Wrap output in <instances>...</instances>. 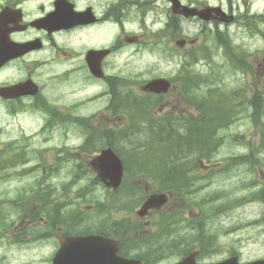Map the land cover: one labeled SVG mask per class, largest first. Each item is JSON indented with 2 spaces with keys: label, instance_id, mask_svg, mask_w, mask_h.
I'll return each mask as SVG.
<instances>
[{
  "label": "flooded vegetation",
  "instance_id": "1",
  "mask_svg": "<svg viewBox=\"0 0 264 264\" xmlns=\"http://www.w3.org/2000/svg\"><path fill=\"white\" fill-rule=\"evenodd\" d=\"M159 1L164 0H0V150L17 155L0 159V249L4 243L9 247L31 244L36 250H46L41 263L51 264L63 236V172L51 173L53 166L61 169L63 165V131L69 133L66 145L104 137L93 143L98 153L115 145L116 129L141 131L146 128L145 118L155 117L158 131L172 133L174 146L184 151L176 150L171 159L157 165L158 177L173 183L172 190L165 191L163 204L142 216L135 211V219L144 225L136 234L149 236L145 232L155 226L152 217L156 216V239L151 233L141 240H124V255L135 251L138 243L141 251L155 259L176 262L193 251L197 264L222 262L231 255L240 261L264 260V255L244 259L237 249L225 257V248L216 251L221 252L216 260L209 259L216 253L211 246L219 237H206L202 229L223 222L234 204L232 199L225 203V188L208 189L218 176L225 175V158L213 163L205 157L193 158L194 153L187 151L196 131L206 134L205 148L219 150L225 145L228 64L238 69L239 85L229 91V97L264 102V12L234 14L230 5L225 8L224 0L218 5L233 14L226 22L225 15L211 11L214 18L206 22L167 14L163 26ZM187 4L194 2L187 0ZM188 22L200 23L199 31L194 37H183L185 44L178 46L175 41L180 31L185 33ZM164 28L169 35L166 42ZM252 38L260 39L257 51ZM165 43L173 55L203 50L207 58L203 73L211 79L216 74L213 69H219V90L203 92L202 84L197 89L194 79L186 84L184 77L192 73L185 63L176 62L174 71L164 68ZM162 77L171 81L167 93L144 89L147 82ZM212 101L219 103V109L211 108ZM248 117L258 124L257 116ZM67 119L79 125L73 127ZM94 154L81 156L78 165L92 164L93 169ZM233 162L236 176L255 189L241 196L242 202H261L264 207V158ZM218 167L223 174L211 177ZM143 175L147 179L144 173L125 170L123 177L135 181ZM7 181L11 185L5 189ZM145 192L138 207L152 193ZM199 193L204 194L197 197ZM170 203L177 206L166 215ZM240 223L241 219L235 225ZM234 228V232L241 230ZM217 232L225 234V228ZM26 236L31 237L28 244ZM232 242L238 247L242 243L240 239ZM11 260L0 253V264H12Z\"/></svg>",
  "mask_w": 264,
  "mask_h": 264
},
{
  "label": "rangeland",
  "instance_id": "2",
  "mask_svg": "<svg viewBox=\"0 0 264 264\" xmlns=\"http://www.w3.org/2000/svg\"><path fill=\"white\" fill-rule=\"evenodd\" d=\"M184 1V0H183ZM211 3L216 2H222L219 0H207ZM231 3L233 6L234 12L237 13H243L245 11L249 12H257L260 9H264V0H225V5L228 6ZM158 5L160 7H163L166 9L167 5L165 2H158ZM163 18L165 19V15L163 14ZM189 30V26H186ZM191 34H194L195 31L191 30ZM193 36V35H192ZM251 41L253 42L252 47L255 48V50L260 49V39L258 38H252ZM167 53L164 54V67H168L171 64H168L169 59H167ZM180 58V57H179ZM177 61L176 58H173L170 60V62ZM206 65H203V62H200L196 65V69L199 68H205ZM226 71V70H225ZM225 82L228 84L230 88L233 87L234 82L231 78L225 77ZM237 105L239 103L237 102ZM237 110H240V107L237 108ZM250 110L248 111H241L240 117L237 121H235L229 129L225 130V145L218 150V152L215 155H212L210 157H205V159H210L213 163L219 161L221 158L231 159L232 157H236L242 153L248 152L250 148H254L255 152L258 150V140L260 135L261 126L255 125L251 123V120L247 117L249 116ZM13 126V125H11ZM116 143V141H115ZM116 145H118L116 143ZM157 147L158 145L154 144L151 149L154 150V153H157ZM251 151V150H250ZM126 155V154H125ZM127 156V155H126ZM186 156H190L189 153L186 154ZM128 157V156H127ZM260 158H264V153L259 156ZM132 157H128V160ZM129 165V173L130 172H136V169L134 170V161L128 162ZM142 168H144L142 166ZM141 168V169H142ZM234 168H228L225 166V175L218 176L211 186L208 187L210 191L225 188L226 191H233L234 189H237V192L235 193L237 199H240L241 196L246 195L247 191L255 190L254 188H249L247 184L244 182H241V180L236 176V172L232 171ZM66 167L63 168V176L66 173ZM145 168V172H146ZM229 172V173H228ZM137 173H141L140 171ZM219 174L222 173L220 168L218 167L216 170L212 172V176H215L213 174ZM223 174V173H222ZM135 181H132L130 177L126 178L125 184L118 192L113 194L107 193V190L102 185H93V183L88 180L86 182H80L79 186H87L89 190H93V192L87 196H83L80 198L79 203H77V206H81L83 209H85V206L88 204L90 208H93V206L101 202L100 206L92 212L90 210L86 216L88 219L85 221L82 226L79 228H95L99 227V223H103V227L105 230L108 231V227L105 226L106 223H109L111 218L116 219H126L131 224H137L140 227H144L141 223L138 222V220L135 219V217H138L136 215L135 211L138 209V205L140 200H142L143 192L145 190V187H148L147 189L149 191H152L153 188H155L154 181L151 179L148 181L146 177L143 175L142 178L135 177ZM207 181V180H206ZM205 181V182H206ZM11 183V181H9ZM201 184H197V187ZM86 189V188H85ZM70 190V186H66V190H63V193H67ZM204 193L197 194V197H200ZM86 197V198H85ZM66 201H75L74 196H66L63 198V205H67ZM71 204L70 206H72ZM109 205V208H108ZM172 207H171V206ZM68 206V207H70ZM177 205L173 206V203H170L168 207L165 209L164 213L171 214L173 211V208ZM232 210H229L225 212V216L222 218L224 219L223 222L218 223H212V225H206L205 230L210 234L219 237L217 240V244L211 246L213 251H222L225 250V257H227L229 254H231V250L237 249L240 251V253L243 255L244 259H251L254 257H258L260 255H264V233L261 231L264 230V225L261 221L262 215L264 213V207L261 202H250V203H238L234 204L231 207ZM199 211L196 210L195 213H193L195 216ZM135 214V215H134ZM186 214V210L185 213ZM74 216V215H73ZM156 216L152 217V220L155 221V226L148 227L146 234L152 233L155 234L157 230L158 224L156 223ZM241 219L242 222H244L245 226L239 230L238 232H234L233 234H229L230 229H233L236 222ZM74 221V220H73ZM76 221H81L80 219ZM75 221V222H76ZM144 224V223H143ZM217 228H225V234L221 233L219 234L217 232ZM196 230V229H195ZM195 230L193 232H195ZM150 231V232H149ZM214 231V232H211ZM26 242L25 244H28L31 241V237H25ZM240 239L242 241L240 247L235 245L232 241ZM23 248V249H22ZM22 249V250H20ZM6 253L7 255L12 257L11 263L12 264H42L41 259L46 254V250H36L34 249L31 244L28 246H21V247H9L6 243H4L1 246L0 253ZM219 254L221 252H216L212 256L209 257V259L216 260L219 257ZM170 260H163V264H169L168 262ZM172 262V261H171Z\"/></svg>",
  "mask_w": 264,
  "mask_h": 264
},
{
  "label": "water",
  "instance_id": "3",
  "mask_svg": "<svg viewBox=\"0 0 264 264\" xmlns=\"http://www.w3.org/2000/svg\"><path fill=\"white\" fill-rule=\"evenodd\" d=\"M177 6L178 2L172 0ZM183 13L188 15H199L203 19H208L209 9H191L182 7ZM166 89V84L157 83ZM161 90V89H159ZM94 169L99 172L101 181L112 188H117L122 178V165L117 155L111 149H105L97 156V163ZM164 195H151L139 211L143 214L150 207H157L161 204ZM60 248L53 258V264H142L139 260H126L117 255V244L98 235L85 236H64L60 239ZM264 262V261H263ZM177 264H196L194 254H189ZM216 264H238L236 258H231ZM249 264H264L254 262Z\"/></svg>",
  "mask_w": 264,
  "mask_h": 264
},
{
  "label": "trees",
  "instance_id": "4",
  "mask_svg": "<svg viewBox=\"0 0 264 264\" xmlns=\"http://www.w3.org/2000/svg\"><path fill=\"white\" fill-rule=\"evenodd\" d=\"M169 132L167 131H160V132H157L155 131L154 133L150 134V138H149V142L151 143H155L156 142V139H157V142H159L161 140V138H165L167 136ZM172 134L169 135V137H171ZM204 136H206V134L202 131H196L194 133V137L189 139L188 143L189 145L191 146V149H188L187 151H191V150H196L198 153H201L203 154L204 152V143H205V140H204ZM165 156H170L169 154H165ZM157 185L159 187H161L160 183H157Z\"/></svg>",
  "mask_w": 264,
  "mask_h": 264
},
{
  "label": "bare ground",
  "instance_id": "5",
  "mask_svg": "<svg viewBox=\"0 0 264 264\" xmlns=\"http://www.w3.org/2000/svg\"><path fill=\"white\" fill-rule=\"evenodd\" d=\"M187 153H189V152H187ZM189 155H190V153H189Z\"/></svg>",
  "mask_w": 264,
  "mask_h": 264
}]
</instances>
